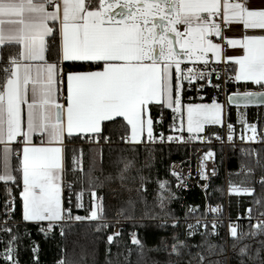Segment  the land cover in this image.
<instances>
[{
	"label": "snow or ice",
	"instance_id": "6c2138e0",
	"mask_svg": "<svg viewBox=\"0 0 264 264\" xmlns=\"http://www.w3.org/2000/svg\"><path fill=\"white\" fill-rule=\"evenodd\" d=\"M233 24L242 25L245 34L226 37L225 30ZM247 30H259L261 34H247ZM214 37L241 50L242 54L226 56ZM57 38L56 60L50 61L49 41L55 42ZM9 48L16 51L5 59L4 49ZM209 53L217 62L226 60L234 65L233 75L225 84L234 81L245 82L247 86V82H251L260 89L231 93L227 96L230 107L264 106V7H250L247 0H0V73H3L0 77V184L8 195L3 211L7 219L0 222V233L8 237L0 239V243L5 244L0 253L4 264H19V223L9 226L16 211L13 186L21 188L22 221L35 223L45 237L59 229L61 237L66 238L78 224H94V232L104 234L114 226L113 220L119 223L121 218H133L138 200L131 196L121 199L117 193L118 203L109 206L106 198L95 190L102 188L105 182L119 179L121 188L131 192L125 181L134 161L127 158L120 161L122 167L115 177L109 174L101 181L95 175V158L85 171L82 160L74 157L73 171L81 173L77 180L87 182L94 190L90 193L88 208L84 207L82 192L76 195L73 205L74 184L67 183L65 178L66 138L84 134L87 139L95 134V143L100 139L111 142L110 137L102 136L103 125L120 118L131 129L130 137H122L123 141L139 144L146 136L148 142H154L157 137L150 115L153 105L167 106L174 113L172 130L179 135H169L168 141L183 140L185 130L190 138L197 139L210 125L224 126V105L216 98L211 103L199 104H184L182 100L185 82L191 87L194 82L205 81L197 91L206 86L221 88L220 83L212 82L214 75L220 79L214 68L195 71L194 67H188V63L202 64L207 69ZM66 62L73 65L82 62L91 70L65 71ZM241 123L251 133L247 140L255 142L257 126L246 120ZM227 130V139L232 141L234 126L229 123ZM159 139L164 140L163 134ZM245 154L251 155V152ZM256 163L261 165L259 158ZM172 174L181 182L177 188L182 187L183 177ZM201 176L207 179L206 174ZM145 183L141 177L138 194L146 192ZM259 183L264 186V176ZM65 188L69 190L67 197ZM231 191L253 195L255 189L232 187ZM143 199L140 195V200ZM175 199L178 197L169 183L158 182L156 200L160 209L163 211ZM144 203L147 206V202ZM254 203L257 209L264 208V198ZM79 210L86 215L74 214ZM197 211L198 206L189 209L191 214ZM219 211V206H208L195 224H187L185 240L174 233L168 255L181 257L182 249L189 247L187 239L195 236L201 226L204 228L199 232L201 236L218 235L215 220L213 231H207V216ZM247 211L249 231H243L240 225L229 227L233 257L227 256V242L216 245L205 240L192 245L207 247L208 256L197 253L199 264H264V239H259L264 237V219L253 217L252 208ZM259 217H264V211L259 212ZM253 219H256L255 224L251 223ZM172 226L178 227L179 219L174 220ZM121 235L120 231L108 234L107 244L113 245ZM131 237L143 257L144 244L136 233ZM246 240L257 243L254 246ZM33 243V264H39L40 248ZM161 243L164 250L169 248L164 241ZM161 250L159 247L149 249ZM62 252L65 256L57 264H77L66 258V248ZM214 254L222 258L210 261ZM80 259L86 261L87 255ZM105 264L112 262L106 259ZM165 264H178V261L168 260Z\"/></svg>",
	"mask_w": 264,
	"mask_h": 264
},
{
	"label": "trees",
	"instance_id": "16d2710c",
	"mask_svg": "<svg viewBox=\"0 0 264 264\" xmlns=\"http://www.w3.org/2000/svg\"><path fill=\"white\" fill-rule=\"evenodd\" d=\"M49 43L51 47L49 59L50 61H55L58 38L55 42L50 39ZM15 51V48L4 49L5 59H7L10 53L14 54ZM64 69L65 71L91 70L82 62H75V65H73L72 62H66L64 64ZM2 76L3 73H0V77ZM236 84L242 89L254 88L251 82H247V86H245V82ZM185 95L186 86L184 84L183 100L186 102ZM161 108L165 111L166 121H169L171 116L170 110L161 105H153L151 113L154 122ZM241 113L243 114L244 119L240 117ZM226 118L230 122L237 124H243L241 123V120L255 122L259 127L264 128V106H249L245 109L243 107H230L227 103ZM125 125L126 122L120 118L115 122H105L103 125L102 136L110 137L111 142L100 139L97 144L93 141H89L90 138L96 137L95 134L89 135L87 139H85L84 135H76L68 139L64 152L66 182L74 184V187L71 189L73 205L76 203V195L78 193L83 192L85 197V195H90L94 190L89 187L87 182H79L77 180V177H80L81 173L73 171V168L75 167L73 163L74 157H77L82 152V155L85 156L83 163V169L85 171L88 170L93 158H95V166L97 169L95 175L98 176L101 181H103L109 174L114 177L116 176L118 169L122 167L120 161L123 158L134 161V167L131 169L128 178L125 181L127 188L132 189L131 192H128L126 188H121V181L119 179H115L110 183L105 182L102 188L98 187L95 189L98 195L106 198V204L109 206L118 203L117 193L120 194L121 199H127L131 196L133 199L139 201L136 211L133 213V218L124 219L126 227L120 231L122 235L117 238V241L113 245L109 246L107 244V235L114 232V226L104 234H97L94 232V224L91 226L88 224H78L66 238L61 237L59 229H56L54 234L50 233L45 237L39 232L38 226L35 223L22 221V201L19 195L21 188L13 186L12 195L16 198V219L19 221L17 222L19 223L18 233L21 237L18 249L19 264H33V253L31 251L34 246L33 242L38 244L40 248L38 253L39 264H57V261L65 256L62 252V249L65 248L67 249L66 258L70 261H77V264H93V260H95L96 264H105L106 259L111 260L112 264H153L154 261H159L160 264H165L168 260H172L173 262L178 261V264H189V261H191V264H199L197 253H203L205 256H208L209 253L207 247L205 245V247L196 248L192 247V245L202 244L205 240H207L208 243L216 245H222L227 242V256L229 258L233 257V252L231 250L232 239L226 240L224 237L217 239L212 235L207 237L198 235L187 239L186 242L189 247L182 249L183 254L179 258L175 255H168L170 245L173 243L172 236L174 233L179 234L181 240L186 239L184 220L186 214L188 217L193 215L189 213L190 207L198 206L199 211L194 215H201V213H203L205 197L201 190L193 188L181 196L176 195L178 199L172 200L162 211L156 200L158 182L167 181L170 187L173 188L176 179L171 174V165L173 162L186 156L187 148L178 145H149L144 143L130 144L122 140V137H128L130 132L129 126L126 127ZM215 128L208 129L207 132L211 133L213 130L215 131L217 129ZM246 151L251 152V155H246ZM245 152H242L240 149L237 151L233 149L230 150V158L228 162L229 170L231 172L230 178L237 180L243 179L244 181L248 180L247 182L250 183L251 188L255 189V192L253 195H248L246 197L247 202L252 205L254 211H264V208L257 209L254 203L256 199L264 198V186L260 183H256V177L264 176V166H261L264 165V147L258 150V157L257 154L254 153V149H247ZM257 158L260 159L261 165H257ZM243 165L250 168L252 172L244 173L241 171L240 168ZM141 177L146 181V192L138 194L136 190L141 186ZM66 191L67 190H65V196L67 197L68 192L66 193ZM0 194L2 200L8 199L3 184H0ZM140 195H143V200H140ZM225 198V175L222 170L220 175L211 180L209 184L208 199L212 204H218L224 203ZM241 199L242 201L244 200L243 197ZM144 201L147 202V206H145ZM84 202L87 203V199H85ZM89 206L90 205H88V207ZM111 213L112 208L110 207V216ZM74 214L83 216L86 215V212L79 210L75 211ZM176 219H179V226L173 227V221ZM159 220L167 221H163L160 224ZM114 223L115 220H113V225ZM240 226H242L243 231H249L248 221L241 220ZM135 231L138 239L144 244L143 257L139 255V247L133 245L130 240V234ZM1 235L5 234L0 233V237H2ZM7 239L8 237L5 235L4 240ZM259 239H264V237H259ZM161 241H164L169 245L167 250H164V244H162ZM245 242L253 243L254 246L257 243V241L248 240ZM2 244H0V250L2 249ZM109 247L111 248L110 254L108 253ZM157 247L162 250L159 252L149 251V249ZM85 254L87 255L86 261H81V256ZM221 258L222 257L219 254H214L210 257V261ZM0 261L2 262L3 260Z\"/></svg>",
	"mask_w": 264,
	"mask_h": 264
},
{
	"label": "built area",
	"instance_id": "2783aa9c",
	"mask_svg": "<svg viewBox=\"0 0 264 264\" xmlns=\"http://www.w3.org/2000/svg\"><path fill=\"white\" fill-rule=\"evenodd\" d=\"M215 43H220L222 47H225L226 42L224 40H221L218 37L213 38ZM189 68H195V71H201V70H211L215 69L216 73L219 74L220 79L217 80L215 75L212 77L213 83H220L221 88L219 90L211 87L206 86L203 90L197 91V89L200 88L201 83H206L205 81H199L194 82L191 87L185 82L186 86V95L185 99L186 102H212L213 98H216L218 102L224 105L226 108L227 106V96L230 95L233 92H243V89L240 88L236 82H229L227 84L224 83L225 80L228 79L229 76L233 75V67L232 65L227 62L226 60L217 62L213 60H209V64L207 69L204 68L202 64H197L193 66L191 63H188ZM203 97V99H201ZM156 127H154V135L157 137V139L154 142H148L146 136L144 137V144L149 145H178L183 146L187 148V154L184 158L177 160L172 163L171 165V174L177 173L180 176L183 177V186L180 188H177V184L181 183L177 180L176 176L173 177L176 179L175 181V193L178 196L183 195L187 191L198 188L202 191L205 202L203 207V212L208 208V206H219L220 211L218 213H211L207 216V220L209 221L208 229L207 231L211 233L213 231L212 229V222L213 220L216 221L217 227L215 229L216 232H218V235H212L215 236L217 239L225 238L226 240L231 239L229 235V227L230 226H237L240 225V221H248V209L252 208V205L247 202V194H236L231 191L230 188V170H229V158H230V150L233 149L237 151L240 149L242 152H245L247 149H254V153L257 154L258 150L264 147V143H261V139L264 138V128H261L256 124L255 122H247L248 124H255L257 126L258 134H257V140L255 142H250L247 140V136L251 133L249 131H246V126L244 124H237L234 122H230L227 120V118L224 119V126L221 127L220 125L217 127V129L211 133L205 132L200 134V137L197 139L190 138L189 134L184 132V139H174L173 141H168L167 137L169 135L172 136H178L179 133L172 130L173 125V115L171 114L169 121H166V114L164 109H160L156 119ZM231 123L234 126V132H233V140L229 141L227 139L228 136V130L227 125ZM160 134H163L164 140L161 141L159 139ZM220 136L223 139H217L216 137ZM244 137L242 140L241 137ZM97 138H90L89 141L95 142ZM68 141V140H67ZM66 141V144L68 143ZM209 153L212 155L209 156ZM224 171L225 175V193L226 198L224 203H218V204H212L208 199V187L214 178L220 175V173ZM241 171L244 173H250L252 170L250 168H247L245 165L240 168ZM239 170V171H240ZM251 170V171H250ZM204 173L207 176V179H203L201 174ZM261 177H256V183H259ZM250 189H253L250 187ZM66 193L69 190L65 188ZM67 194V196H68ZM234 196V198H233ZM243 197V201L242 198ZM4 202L5 200H2L1 194H0V222L7 219L3 215L4 211ZM196 206H191L190 208H193ZM260 211H254L252 212L253 217H256L258 219H264V217H259ZM237 217H242V219H237ZM201 215H192L187 218V220H184V229L185 234L187 231V224L192 223L195 224L197 219H200ZM163 221L167 220H159V223L161 224ZM19 222L16 219V211L12 217V220L9 222V225ZM253 224L256 223V219H253L251 221ZM2 226V224H0ZM126 227V222L123 218L119 220V223H114V232L121 231ZM204 228L201 226L198 230V233L195 236L200 235L199 232H203ZM132 233H136L132 232ZM131 233V234H132ZM130 234V240H132ZM193 236V237H195ZM138 238V237H137Z\"/></svg>",
	"mask_w": 264,
	"mask_h": 264
},
{
	"label": "crops",
	"instance_id": "0c3cea01",
	"mask_svg": "<svg viewBox=\"0 0 264 264\" xmlns=\"http://www.w3.org/2000/svg\"><path fill=\"white\" fill-rule=\"evenodd\" d=\"M247 3L249 4L250 7H253V8L264 7V0H247ZM243 34H245V30L243 29L242 25L233 24V25L229 26L225 30V36L226 37H239V36H241ZM247 34H261V33L259 32V30H247ZM223 49H224V53H225L226 56H228V55L237 56V55H241L242 54L241 50H239V49H233V48L229 47L227 44L225 45V47H223ZM208 57H209V60L216 61V59H215V57H213L212 53H209L208 54ZM230 64L234 68V65L232 63H230ZM253 90H260V89H258L256 87H254L253 89H243V91H253ZM182 100H183V92H182ZM183 103L184 104H187V103H196V104H199V103H211V102H185L183 100ZM163 107L167 108V106H163ZM169 110H170L171 114L174 116V113L172 112V110L171 109H169ZM150 115L152 116L151 111H150ZM225 118H226V108L224 107V119ZM152 119L154 121L153 116H152ZM218 126L219 125H210V126L207 127V129H206L205 132H207L208 129L215 128V127L217 128ZM154 127H155V122H154ZM129 131H131L130 126H129ZM79 135H84V134H79ZM90 135H94V134H90ZM128 137H130V132H129ZM68 139L69 138H66L65 141H64V152H65L66 141ZM130 144H133V143H130ZM19 195H20V193H19Z\"/></svg>",
	"mask_w": 264,
	"mask_h": 264
},
{
	"label": "rangeland",
	"instance_id": "374dc122",
	"mask_svg": "<svg viewBox=\"0 0 264 264\" xmlns=\"http://www.w3.org/2000/svg\"><path fill=\"white\" fill-rule=\"evenodd\" d=\"M242 119H244V116L243 114L241 113V116H240ZM85 156L84 155H78L76 158H80L82 160V166H83V163H84V158ZM248 180L244 181L243 179H232L230 178V188L232 187H237V188H240V189H244V188H249L250 189V183L247 182ZM244 182H247V183H244ZM171 191L175 192V183L173 185V188L171 187ZM81 193V192H80ZM83 193V192H82ZM177 195V194H176ZM85 199H87V203H85ZM82 201H83V204H84V207L85 208H88V205H90L91 203V197L90 195H85L84 197V193H83V197H82ZM82 216V215H81ZM84 216V215H83ZM2 237H0V239H3L4 240V236L5 235H1ZM2 244V243H0ZM5 248V244H2V249L0 250V253L3 252V249ZM1 262V261H0ZM0 264H3V261L0 263Z\"/></svg>",
	"mask_w": 264,
	"mask_h": 264
},
{
	"label": "water",
	"instance_id": "95a60500",
	"mask_svg": "<svg viewBox=\"0 0 264 264\" xmlns=\"http://www.w3.org/2000/svg\"><path fill=\"white\" fill-rule=\"evenodd\" d=\"M253 91H259V90H253ZM244 92V91H243Z\"/></svg>",
	"mask_w": 264,
	"mask_h": 264
}]
</instances>
